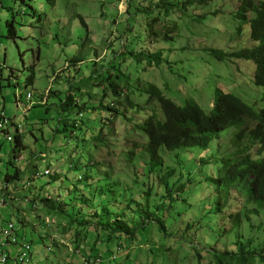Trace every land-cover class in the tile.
I'll list each match as a JSON object with an SVG mask.
<instances>
[{"label": "rangeland", "instance_id": "374dc122", "mask_svg": "<svg viewBox=\"0 0 264 264\" xmlns=\"http://www.w3.org/2000/svg\"><path fill=\"white\" fill-rule=\"evenodd\" d=\"M157 1L134 0L128 16L129 0H0V113L4 112L8 120L21 125L18 137L23 146L19 153L14 151L18 137L12 128L9 130L13 142H8L6 136L0 134V179L6 174L12 176L18 170L21 173L18 185H22L30 178L32 168L43 171L47 165L51 175L62 171L68 179L62 178L63 183L56 180L49 184L52 180L47 175L41 180L36 179L31 191H22L17 185L10 191H2L6 196H11L15 203L20 202L19 209L23 205L22 212L16 213L13 220L26 224L24 229H19V233L21 239L25 236L31 246V264H96L86 261L87 254L82 255L91 252L94 244L92 257H97L100 252L105 253L102 264H214L207 252L233 249L236 233L244 234V241L250 237L257 242L262 240V231L249 229L250 222L247 221L242 222L238 231L227 235L225 231L230 226L229 219L225 218L224 224L222 214L217 211L220 197L216 188L219 184L212 179L224 177L225 167L233 159L230 145L232 131L229 130L220 133L205 152L199 149L174 153L159 151L160 158L165 161L164 168L175 170L170 183L173 202L165 222L173 223L179 230L182 227V232L178 235L174 233L173 237L162 239V235L150 226L148 230H151V234L146 232L139 235L131 245L124 242L123 248L119 247L120 242L115 237L105 242L106 233L93 230L89 232L88 240L83 231L86 229L68 222V217L63 214L49 212L38 202L40 196L49 191L53 199L59 198V206H64L65 195H68L66 185L72 183L80 187V193H87L83 190L87 188V181L77 178L79 174H84L82 167L73 171H69L68 167L78 165L80 161L86 163L89 158L97 162V167L90 172L94 178L90 182L101 179L96 185L107 188L112 197L122 195L129 198L128 195L140 187L135 181L143 184L147 180H143L147 174V157L135 152L137 156L131 161L128 153L133 149V142L140 145L143 141L147 143L134 128L136 122H142L152 113L162 118L157 103H147L148 95L134 92L131 98L142 110L144 108V112L129 111L127 116L131 121L115 120L114 135L108 137L106 142H94L92 137L101 134L102 122L108 119L109 111L97 109L92 114L86 111L79 117L74 106L67 107L68 111L64 114L59 109L70 84L78 85L84 74L88 77L89 69L99 70L113 58L123 66L129 65L127 74L134 87L152 83L178 106L193 101L209 114L217 99L216 91H221L235 92L244 102L258 108L262 91L252 84V64L234 60L218 62L205 51L219 49L230 54L251 46L248 26L234 18L238 1L206 0L205 6L191 11L199 16L205 15L199 22L191 20L192 17L179 20L173 15L170 20L181 26L179 36L174 34L173 41L165 42L160 39L161 29L167 25L160 23L164 20L163 16L157 10L151 16L138 12L139 5L155 6ZM156 17L160 18L159 21L151 25ZM125 29L129 33L127 49L125 45H120ZM151 30L159 33L153 52L165 50L164 58L169 61L170 69L162 65L145 71V63L134 62L123 52L124 49L140 51L146 46L151 49L154 38H149L147 34ZM87 37L91 44L85 43ZM113 44L115 50L114 46L109 48ZM169 49L172 50L168 52ZM74 53L82 55L86 61L78 66L82 71L77 75L73 67L67 70ZM96 54L98 57L95 58ZM124 55L127 56L126 60H123ZM95 59L99 60L96 67L90 62H95ZM69 77L74 80H69ZM82 87L74 90L73 98H77L79 105L90 103L97 106L102 89L90 85ZM50 91L57 95L49 94L47 104L43 105L42 100ZM29 93L33 95L34 104L25 113ZM112 100L108 96L102 104H110ZM114 108H118V105L115 104ZM119 108L125 110L126 104L122 103ZM61 118L64 121L60 123ZM72 121H75V128L71 125ZM15 156H18V161L14 160ZM252 156L254 158V153ZM179 168L185 173L180 175ZM118 178L122 180L123 188L113 190L109 183ZM154 183H158L157 178ZM156 192L157 196L164 193L155 184ZM24 198H35V208L25 203ZM239 200L242 202L239 208H242L243 198ZM107 201L111 202L110 199ZM13 205L8 201L0 206L3 221L11 218ZM151 206H155L154 199ZM117 209L111 208L114 213ZM228 211L233 209L229 208ZM48 215L50 217L46 218ZM263 217H252L251 220L256 226L264 220ZM47 234L56 236L55 244L51 237L42 239V235ZM109 253L116 255L117 260L108 261ZM197 253L199 257L195 255Z\"/></svg>", "mask_w": 264, "mask_h": 264}, {"label": "trees", "instance_id": "16d2710c", "mask_svg": "<svg viewBox=\"0 0 264 264\" xmlns=\"http://www.w3.org/2000/svg\"><path fill=\"white\" fill-rule=\"evenodd\" d=\"M133 1L129 0V10L126 12L128 16H130L131 2ZM237 1L238 6L234 11V18L240 20L242 25L248 26L251 46L230 54L219 51V49H207L205 51H208L218 62L223 63L227 60H234L252 64L254 70L252 84L262 91L260 103L257 105L258 108L256 109L253 105L244 102L235 92L223 93L221 91H216L217 99L209 114L204 113L193 101H187L184 105L178 106L174 101L165 97L162 90L152 83H143L140 87H134L127 74L129 65L123 66L116 58H113L105 67L102 66L99 70L95 68L90 71L89 69L88 77H85L84 74L78 85L70 84L66 91L67 96L60 104L59 109L64 114L68 111L67 107L74 106L79 117L86 111L91 114L97 109L109 111L108 119L102 122L101 134L98 137H92L94 142H97V140L106 142L108 137L114 135L113 124L115 120L121 118L131 121V118L129 119L127 116L129 111H136L139 114L144 112V108L142 110L141 106L132 100L131 96L134 95V92L140 95H148L149 100H147V103L149 104L152 101L157 103L162 118L152 113L142 122H136L134 128L141 133L147 143L143 141L140 145L133 142V149L128 153L131 161L137 156L135 152L144 154L147 157L148 160L145 164L147 174L143 179L147 178V180L143 184L135 181V184L137 183L140 187L137 188L135 193L132 194L131 192L128 195L129 198L122 195V197L117 195L112 197L107 188L96 185L97 181L101 179L90 182L94 179L90 172L97 167V162L95 159L89 158L86 163L80 161L78 165L68 167L69 171L78 170L82 167L84 174H79L77 178L87 181V188L83 189L87 193H80V187L72 183L66 185V194L68 195H65L64 206H59L57 203L59 198L53 199L47 191V197L42 196L38 199L42 207L47 208L49 212L63 214L68 217V222L75 224L80 229H86L83 231L89 237L88 240H90L89 232L93 230L98 233H106L105 242L115 237L122 244L121 247L124 246V242L130 245L135 243L141 234L146 232L151 234V230H148L150 226H153L162 235V239L173 237L174 233L178 235L182 232V227L179 230L173 223L170 225L165 222V218L168 217L167 211L172 207L173 202V190L170 183L175 176V170L164 168L165 161L160 158L159 151L174 153L178 150L199 149L205 152L220 133L229 130L232 131L230 145L233 150L231 155L233 159H230L229 165L225 167L224 177L219 180L212 179L214 183L219 184L216 188L217 195L220 197L217 201V211L222 214L224 224L226 222L225 218L229 219L230 226L226 231L224 230L227 235H230V232L238 231L242 222L247 221L250 222L248 223L250 225L249 229L261 230L263 237L261 242H257L254 237L244 241L242 238L244 234L236 233L233 241L234 245H232L233 249L227 251L209 250L207 253L213 259L214 264H264V220L256 226L251 220L252 217L260 218L262 215L264 216V0ZM154 4L155 6L148 5V7H146V4H141L138 6V12L151 16L157 10L163 16L164 20L160 23H167V25L161 29L160 39L165 42L173 41L172 35L174 34L179 36L178 31L181 26L176 21L170 20L173 15H176L179 20L192 17L191 20L199 22V19L205 17V15L199 16L191 11L200 6H205L207 1L158 0ZM159 19L158 17L154 18L151 25ZM126 29L121 34L123 41L120 44L122 47L125 45V49H127L126 42L129 34L126 33ZM129 31L132 32V29L129 28ZM147 34L149 38H154L151 49L146 46V48L142 47L143 49L140 51L124 49L123 52H126L134 62L145 63V71L153 66L161 67L162 65H166L170 69L169 61L164 58L165 50L161 49L153 52V45L157 41L159 33L156 30H151V33ZM85 43L91 44L88 37ZM113 46L115 50L114 44L109 48ZM170 50L172 49H169L168 52ZM118 54L122 55L121 53ZM73 56L68 63L67 70L73 67L77 75L82 71V68L78 66L86 61L80 54L74 53ZM96 57H98L97 54ZM126 58L127 56L124 55L123 60H126ZM98 61L95 59V62L92 60L90 62L94 63V67H96ZM68 79L74 80L72 77ZM83 85L102 89V96L98 100L97 106L90 103L79 105L77 98H73L74 90H78ZM49 94L57 95L56 92L52 93L51 91L48 92V96ZM108 96H111L113 100L110 104L103 105V100ZM89 100H92V97H89ZM122 103L126 104L125 110L119 108ZM115 104L118 105V108H114ZM63 121L64 119L61 118L60 123ZM71 125L75 128V121H72ZM108 130L109 133L107 134ZM56 132L59 133V129ZM18 148H20L19 144L16 149ZM252 153H254V158ZM111 169V173H113L114 169L112 167ZM179 171L180 175L185 173L181 168H179ZM49 176L52 180L49 184H53L56 180L61 181L62 178L68 180L65 174H52ZM16 177L17 174L13 176L6 175L5 181L15 180ZM156 178L159 185L154 183ZM109 184L113 187V190L123 188L120 178ZM155 184L157 188L164 191L163 195L157 196V192L154 193ZM61 191H64V189H61ZM46 193L44 195H47ZM239 198H243L242 208H239L242 203ZM107 199H110L111 202L109 203ZM153 199L155 206H151ZM122 204H124L123 208H121ZM112 207L118 208L115 210L116 213L112 212ZM229 208H232L233 211H228ZM243 208H245L244 211L241 210ZM88 215H90V219H88ZM21 224V226L26 227V224ZM45 236L51 237L53 243H56L54 235H42V239H45ZM94 247L95 244L91 251ZM192 249L197 251L194 246H192ZM195 255L199 257L198 253ZM83 256L85 255L83 254Z\"/></svg>", "mask_w": 264, "mask_h": 264}, {"label": "clouds", "instance_id": "9594fccd", "mask_svg": "<svg viewBox=\"0 0 264 264\" xmlns=\"http://www.w3.org/2000/svg\"><path fill=\"white\" fill-rule=\"evenodd\" d=\"M252 80L253 79L251 78V81ZM48 97L49 96H48V92H47L46 96L42 100V104L43 105L47 104ZM32 98H33L32 93H29L27 95V106H26V109H25V113L27 111H29L32 108L33 104H34L32 102ZM0 114H2L3 117H4L3 121L5 120L8 123V125H6L7 127L5 129L0 130V134L6 136L7 141L11 143V142H13V137H12V134H11L9 128H12L15 131V133L17 134V137H18L19 133H21V125L17 124L15 121L8 120V118H7V116L5 115L4 112H1ZM3 121H2V119H0V125L2 124ZM15 142H16V147L19 144L20 148L16 149V147H15L14 151H17L19 153V151H22V149H23V146L21 145L19 137L15 140ZM17 158H18V156H15L14 160L18 161L19 158L18 159ZM40 158H44V156H41ZM46 167H45L46 169L44 168L43 171H38L36 168L35 169L32 168L31 169L32 171H31V174H30V178L28 179V181L25 184H22V185H18L19 180L21 179V173L18 170L14 173V174H17V177H16L15 180H11L9 182H6L5 181V176L8 175V174H6L2 180L0 179V206L6 205L8 201L11 202V203H14V205H13L14 208L12 207V210H11V215H10L11 218L9 220H6V221H3L2 219L0 220V264H14L15 261H16V257L18 256L19 251H20V249H21V247L23 245H27L28 246V252H27V254H28L27 260H28V262L25 263V264H31L32 263L31 246H30V244L28 242H26L25 236L21 239V236H20V233H19V229L20 228L24 229V227L21 226L22 222H17V221L13 220V218H14L13 216L16 213L20 214V212H22L21 208H22L23 205L19 209L18 206H19L20 202H16L15 203L11 196H9V195L6 196L3 192L6 191V189H8V191H10L11 188L14 185L19 186V188H21L22 191L23 190L24 191L25 190L31 191V189L33 188L32 185H33V183L35 182L36 179L39 178V180H41V178H43V177H45L47 175L48 176L51 175L50 171H49L50 167L48 165ZM58 174H62V171H60V173H58ZM8 176H11V175H8ZM43 196H46V195L43 194ZM41 197H42V195L40 196V198ZM24 200H25V203L28 202V203L31 204V208L32 209L35 208L34 202L37 201L35 198L34 199L24 198ZM48 217H50V215L46 216V218H48ZM16 222L19 225L18 228L16 227V224H15ZM9 226H11L10 231H9L8 235H5L4 231ZM55 238H56V236H55ZM119 245H122V244L120 243ZM119 247L122 248L123 246L122 247L119 246ZM91 252L88 253L89 255L87 253H83L84 255L85 254L88 255L87 257H85L86 261L94 262V263H103V258L105 256V253L100 252L99 255L94 258V257H92L93 255L91 254ZM4 256H5V259H4ZM116 260H117V256L109 253L108 261L114 262Z\"/></svg>", "mask_w": 264, "mask_h": 264}, {"label": "built area", "instance_id": "2783aa9c", "mask_svg": "<svg viewBox=\"0 0 264 264\" xmlns=\"http://www.w3.org/2000/svg\"><path fill=\"white\" fill-rule=\"evenodd\" d=\"M0 119H2V121H3V119H4V117H3L2 114H0ZM6 125H8V123L4 120V121L2 122V124L0 125V130L5 129V128L7 127ZM10 228H11V226H9V227L4 231V234H5V235H8V233H9V231H10ZM27 252H28V246H27V245H23V246L21 247L20 251H19L18 256L16 257V261H15L14 264H25V263H27V262H28V260H27V256H28ZM4 259H5V256H4Z\"/></svg>", "mask_w": 264, "mask_h": 264}, {"label": "crops", "instance_id": "0c3cea01", "mask_svg": "<svg viewBox=\"0 0 264 264\" xmlns=\"http://www.w3.org/2000/svg\"><path fill=\"white\" fill-rule=\"evenodd\" d=\"M0 220H1V216H0Z\"/></svg>", "mask_w": 264, "mask_h": 264}]
</instances>
